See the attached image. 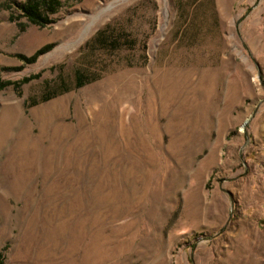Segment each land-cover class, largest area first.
Returning <instances> with one entry per match:
<instances>
[{
    "label": "rangeland",
    "instance_id": "obj_1",
    "mask_svg": "<svg viewBox=\"0 0 264 264\" xmlns=\"http://www.w3.org/2000/svg\"><path fill=\"white\" fill-rule=\"evenodd\" d=\"M23 1L0 264H264V0H60L43 26Z\"/></svg>",
    "mask_w": 264,
    "mask_h": 264
},
{
    "label": "trees",
    "instance_id": "obj_2",
    "mask_svg": "<svg viewBox=\"0 0 264 264\" xmlns=\"http://www.w3.org/2000/svg\"><path fill=\"white\" fill-rule=\"evenodd\" d=\"M61 6L60 0H24L18 4L17 7L20 10V15L24 16L31 24L38 26L46 25L51 22L50 15L56 13ZM48 44H45L42 48L36 50L30 56L19 55L25 60H32L34 56L46 48ZM20 79L21 81L25 80ZM20 81V82H21ZM5 84V81H0V87Z\"/></svg>",
    "mask_w": 264,
    "mask_h": 264
}]
</instances>
